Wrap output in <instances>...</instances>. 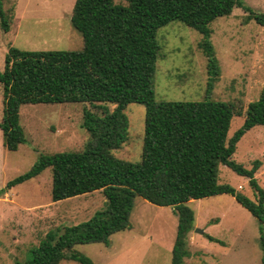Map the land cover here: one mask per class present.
Listing matches in <instances>:
<instances>
[{"label":"trees","instance_id":"trees-1","mask_svg":"<svg viewBox=\"0 0 264 264\" xmlns=\"http://www.w3.org/2000/svg\"><path fill=\"white\" fill-rule=\"evenodd\" d=\"M244 7L247 21L264 27V12L243 0H76L72 21L84 37L82 50H24L10 46L0 85L4 116L0 128L4 145L17 150L27 141L21 124V107L38 103L84 105L83 127L89 137L81 150L41 154L31 170L8 182V187L52 168L54 201L102 190L106 206L89 220L51 229L17 264H59L76 260L97 264L76 246L109 244L112 235L131 228L135 199L141 196L160 206H171L179 216L173 264H186L189 233L195 211L188 202L231 194L262 223L264 264V187L256 176L263 162L248 168L234 155L246 132L264 125V88L246 111L244 124L229 136L234 116L243 110L228 102L156 99L155 75L161 57L158 31L182 21L201 32L199 47L207 57L209 93L221 76L212 41L211 24ZM5 31L11 20L0 1ZM131 103L146 107L145 136L140 160L121 158L116 151L129 139ZM221 165L247 177L254 190L249 197L220 181ZM211 240H217L208 235Z\"/></svg>","mask_w":264,"mask_h":264},{"label":"rangeland","instance_id":"rangeland-1","mask_svg":"<svg viewBox=\"0 0 264 264\" xmlns=\"http://www.w3.org/2000/svg\"><path fill=\"white\" fill-rule=\"evenodd\" d=\"M0 1L11 20L9 31H5L0 20V71L4 70L10 46L31 51L84 48L83 34L72 21L76 0ZM243 1L264 12V0ZM247 15L244 7L237 6L231 15L211 24L222 73L210 93L207 57L199 47L201 32L182 21L161 27V57L155 75L157 101L211 98L233 104L244 114L232 119V136L244 124L249 104L260 98L264 88V27L254 19L247 21ZM83 109L84 105L73 103L23 105L21 124L27 141L17 150L5 147L0 128V264L25 260L51 229L85 222L105 208L102 190L54 201L50 167L34 178L7 186L31 170L41 154L85 147L89 133L83 127ZM126 114L130 120L129 139L116 154L138 161L143 151L146 107L131 103ZM3 116L4 94L0 85V121ZM234 158L248 168L254 160H262L256 176L264 187V125L246 132ZM220 181L254 198L249 179L226 165H221ZM188 205L195 211V226L189 233L186 264H263L262 223L233 195L192 199ZM178 223L179 216L171 206H160L137 196L131 228L112 235L109 244L89 243L76 248L97 264H173ZM197 228L205 232H197ZM59 264L81 263L62 260Z\"/></svg>","mask_w":264,"mask_h":264},{"label":"water","instance_id":"water-1","mask_svg":"<svg viewBox=\"0 0 264 264\" xmlns=\"http://www.w3.org/2000/svg\"><path fill=\"white\" fill-rule=\"evenodd\" d=\"M196 231L197 232H200V233H204L205 232V230L204 229H201V228H197Z\"/></svg>","mask_w":264,"mask_h":264}]
</instances>
